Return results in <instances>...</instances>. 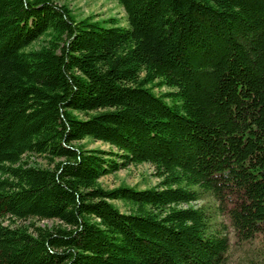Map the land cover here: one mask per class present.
<instances>
[{"label": "trees", "instance_id": "16d2710c", "mask_svg": "<svg viewBox=\"0 0 264 264\" xmlns=\"http://www.w3.org/2000/svg\"><path fill=\"white\" fill-rule=\"evenodd\" d=\"M118 1L127 25L0 0V264H230L225 219L264 240V0ZM144 162L153 186L100 180Z\"/></svg>", "mask_w": 264, "mask_h": 264}, {"label": "rangeland", "instance_id": "374dc122", "mask_svg": "<svg viewBox=\"0 0 264 264\" xmlns=\"http://www.w3.org/2000/svg\"><path fill=\"white\" fill-rule=\"evenodd\" d=\"M58 3H66L73 10L74 14L78 18H82L88 15H93L97 19H107L114 17L117 19L120 25H127V14L124 7L118 0H55ZM156 91H165L167 87H156ZM87 148H101L105 150H116L115 147L110 144L94 140L87 137L82 141ZM38 162L44 163L42 157H36ZM101 182L105 187H115L122 184L134 186L137 188L150 187L158 183L159 178L154 174V167L148 163L130 164L126 167L120 168L116 171L108 173L101 177ZM116 205L121 210H127V204L122 200H114ZM208 204L213 205L214 201L211 196H205L204 199L198 201L197 205ZM217 220H222L218 217ZM36 222L43 225H53L56 220L43 219ZM226 232L229 236L230 247V264H264V240L261 237L248 242H237V237L234 233L233 227L230 222L225 219Z\"/></svg>", "mask_w": 264, "mask_h": 264}]
</instances>
